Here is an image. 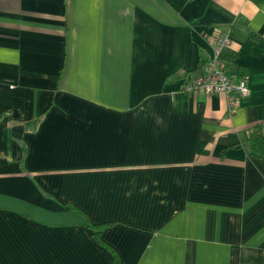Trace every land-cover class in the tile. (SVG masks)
Instances as JSON below:
<instances>
[{
    "label": "crops",
    "instance_id": "obj_1",
    "mask_svg": "<svg viewBox=\"0 0 264 264\" xmlns=\"http://www.w3.org/2000/svg\"><path fill=\"white\" fill-rule=\"evenodd\" d=\"M217 28L231 113L183 90ZM254 127L264 0H0V264H264Z\"/></svg>",
    "mask_w": 264,
    "mask_h": 264
},
{
    "label": "built area",
    "instance_id": "obj_2",
    "mask_svg": "<svg viewBox=\"0 0 264 264\" xmlns=\"http://www.w3.org/2000/svg\"><path fill=\"white\" fill-rule=\"evenodd\" d=\"M228 43L227 33L217 28L211 52L195 67L183 90H201L205 95L220 92L224 96L226 112L231 113L239 100L248 95L249 86L246 73L229 69L219 57V50Z\"/></svg>",
    "mask_w": 264,
    "mask_h": 264
},
{
    "label": "trees",
    "instance_id": "obj_3",
    "mask_svg": "<svg viewBox=\"0 0 264 264\" xmlns=\"http://www.w3.org/2000/svg\"><path fill=\"white\" fill-rule=\"evenodd\" d=\"M245 143L250 152L256 155L264 154V132H262L260 128L254 127L251 134L245 139ZM99 232L100 229L96 228L94 234L98 237ZM99 241L102 243L101 240ZM104 244L109 246L107 242H104ZM112 264H119L118 256L114 250L112 251Z\"/></svg>",
    "mask_w": 264,
    "mask_h": 264
}]
</instances>
